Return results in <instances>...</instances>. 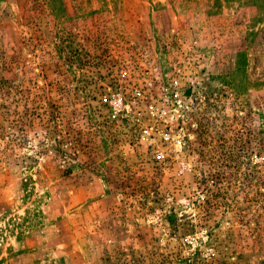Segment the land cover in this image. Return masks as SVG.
Wrapping results in <instances>:
<instances>
[{
  "label": "rangeland",
  "instance_id": "obj_1",
  "mask_svg": "<svg viewBox=\"0 0 264 264\" xmlns=\"http://www.w3.org/2000/svg\"><path fill=\"white\" fill-rule=\"evenodd\" d=\"M7 246L264 264V0H0Z\"/></svg>",
  "mask_w": 264,
  "mask_h": 264
},
{
  "label": "trees",
  "instance_id": "obj_2",
  "mask_svg": "<svg viewBox=\"0 0 264 264\" xmlns=\"http://www.w3.org/2000/svg\"><path fill=\"white\" fill-rule=\"evenodd\" d=\"M15 226H17L19 228L20 223H16ZM22 251L23 250H19V251H17V253H20ZM6 252H7V255L6 256H4V257L1 256L0 257V264H8V262H7L8 261V257H11L12 255L16 254V253H13L14 251H12V247H10V246H7L6 247Z\"/></svg>",
  "mask_w": 264,
  "mask_h": 264
}]
</instances>
